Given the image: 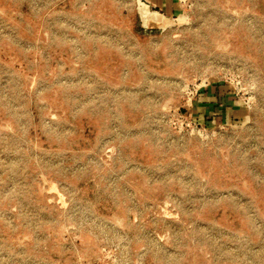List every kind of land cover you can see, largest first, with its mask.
I'll return each instance as SVG.
<instances>
[{"label":"rangeland","instance_id":"1","mask_svg":"<svg viewBox=\"0 0 264 264\" xmlns=\"http://www.w3.org/2000/svg\"><path fill=\"white\" fill-rule=\"evenodd\" d=\"M178 1L0 0V264H264V0Z\"/></svg>","mask_w":264,"mask_h":264},{"label":"crops","instance_id":"2","mask_svg":"<svg viewBox=\"0 0 264 264\" xmlns=\"http://www.w3.org/2000/svg\"><path fill=\"white\" fill-rule=\"evenodd\" d=\"M147 4L159 10L161 15L166 17L173 16L179 11L178 0H145ZM195 109L197 114L206 119L211 118L213 121H223L234 111L231 98L222 94L220 91L213 89L204 91L197 95Z\"/></svg>","mask_w":264,"mask_h":264}]
</instances>
